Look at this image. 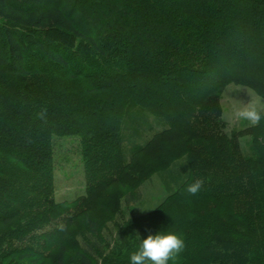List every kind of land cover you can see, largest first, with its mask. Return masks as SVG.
I'll return each instance as SVG.
<instances>
[{
	"label": "trees",
	"instance_id": "trees-1",
	"mask_svg": "<svg viewBox=\"0 0 264 264\" xmlns=\"http://www.w3.org/2000/svg\"><path fill=\"white\" fill-rule=\"evenodd\" d=\"M81 1L0 0V264H129L162 231L185 241L169 264H264V119L228 131L221 100L264 98V0ZM55 136L80 137L74 200Z\"/></svg>",
	"mask_w": 264,
	"mask_h": 264
},
{
	"label": "rangeland",
	"instance_id": "rangeland-1",
	"mask_svg": "<svg viewBox=\"0 0 264 264\" xmlns=\"http://www.w3.org/2000/svg\"><path fill=\"white\" fill-rule=\"evenodd\" d=\"M114 5H118L116 0H111ZM79 5H83L79 0ZM115 10L117 13L120 9ZM85 24H92L99 29L105 24L104 19L97 12H90L86 17ZM51 36V35H50ZM222 106L224 108L223 120L228 125V131L233 129L245 128L248 125L246 121H237L234 118V109L256 103L264 107V98L257 94L252 88L235 83L229 84L222 95ZM105 116H102V118ZM157 129V128H155ZM132 138V136H131ZM126 144L130 145V135L127 134ZM247 138H242L241 143L243 149L246 150ZM130 147V146H129ZM54 152H55V188L56 199L58 201L74 200L85 193L86 176L83 168L81 155V145L79 136H55L54 137ZM162 182L160 175L154 176L153 180L148 182L143 188L144 202L141 206L142 210H149L155 206L157 202L156 196L160 192L163 194ZM161 194V196H162ZM153 198V200H152ZM136 205L135 203H133ZM138 207V206H137ZM139 208V207H138ZM63 224V221L58 223ZM54 227V224L47 226V230Z\"/></svg>",
	"mask_w": 264,
	"mask_h": 264
},
{
	"label": "clouds",
	"instance_id": "clouds-1",
	"mask_svg": "<svg viewBox=\"0 0 264 264\" xmlns=\"http://www.w3.org/2000/svg\"><path fill=\"white\" fill-rule=\"evenodd\" d=\"M36 118L46 122L47 108H41L36 113ZM234 118L237 121H246L249 126H257L264 119V107L256 103L244 105L234 109ZM204 186V180L195 179L186 186L189 195H197ZM138 248L130 254L129 264H169L185 249L183 237L175 232L162 231L149 234L140 239Z\"/></svg>",
	"mask_w": 264,
	"mask_h": 264
},
{
	"label": "crops",
	"instance_id": "crops-1",
	"mask_svg": "<svg viewBox=\"0 0 264 264\" xmlns=\"http://www.w3.org/2000/svg\"><path fill=\"white\" fill-rule=\"evenodd\" d=\"M162 189V188H161Z\"/></svg>",
	"mask_w": 264,
	"mask_h": 264
}]
</instances>
